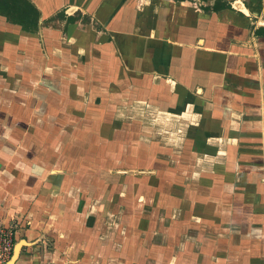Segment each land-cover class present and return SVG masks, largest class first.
<instances>
[{
  "label": "crops",
  "instance_id": "crops-1",
  "mask_svg": "<svg viewBox=\"0 0 264 264\" xmlns=\"http://www.w3.org/2000/svg\"><path fill=\"white\" fill-rule=\"evenodd\" d=\"M32 1L0 14L12 263L264 264V0Z\"/></svg>",
  "mask_w": 264,
  "mask_h": 264
},
{
  "label": "trees",
  "instance_id": "trees-1",
  "mask_svg": "<svg viewBox=\"0 0 264 264\" xmlns=\"http://www.w3.org/2000/svg\"><path fill=\"white\" fill-rule=\"evenodd\" d=\"M0 14L26 31L39 28L40 9L32 0H0Z\"/></svg>",
  "mask_w": 264,
  "mask_h": 264
},
{
  "label": "built area",
  "instance_id": "built-area-1",
  "mask_svg": "<svg viewBox=\"0 0 264 264\" xmlns=\"http://www.w3.org/2000/svg\"><path fill=\"white\" fill-rule=\"evenodd\" d=\"M16 247V228L0 217V264H13Z\"/></svg>",
  "mask_w": 264,
  "mask_h": 264
},
{
  "label": "rangeland",
  "instance_id": "rangeland-1",
  "mask_svg": "<svg viewBox=\"0 0 264 264\" xmlns=\"http://www.w3.org/2000/svg\"><path fill=\"white\" fill-rule=\"evenodd\" d=\"M137 118H139V117H137ZM197 135H199V134H198V133H196V136H197Z\"/></svg>",
  "mask_w": 264,
  "mask_h": 264
}]
</instances>
